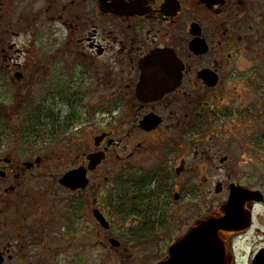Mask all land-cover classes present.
<instances>
[{
    "label": "flooded vegetation",
    "instance_id": "obj_1",
    "mask_svg": "<svg viewBox=\"0 0 264 264\" xmlns=\"http://www.w3.org/2000/svg\"><path fill=\"white\" fill-rule=\"evenodd\" d=\"M7 76L17 89L11 105L0 95V264H163L177 243L179 264H264V201L238 225L221 214L233 185L256 190L228 176L204 191L247 151L262 154L264 0H0ZM106 123L115 131L100 132ZM124 142L147 160L88 200V177L121 162ZM51 143L74 158L58 181ZM112 221L137 229L114 239ZM207 223L199 233L212 229L214 261L189 239ZM161 232L173 239L152 255Z\"/></svg>",
    "mask_w": 264,
    "mask_h": 264
},
{
    "label": "rangeland",
    "instance_id": "obj_2",
    "mask_svg": "<svg viewBox=\"0 0 264 264\" xmlns=\"http://www.w3.org/2000/svg\"><path fill=\"white\" fill-rule=\"evenodd\" d=\"M44 34L45 37L41 38L40 40L46 38L49 32L47 31H43L41 32ZM41 51H45L46 47H43V43H41V45L39 46ZM59 49V48H58ZM16 81V80H15ZM15 81H13V79L11 77H0V95L3 96V102L5 103V105H11L13 104V101L16 102V99L14 100L15 96H16V83ZM29 88H32V84L29 86ZM26 92V91H24ZM58 95H60L59 93H56V101H60L58 100ZM62 95L64 96V94L62 93ZM42 96V94L40 95V97ZM97 99V96H96ZM32 100H30L28 103H31ZM27 101L23 102L21 105L23 108H27ZM60 103V102H59ZM106 102H103V104ZM99 104V103H98ZM64 109H66L64 106H61L60 109L56 110L55 114L58 116L59 113H61L62 117H64L65 112ZM115 125L110 124V123H106L103 124L100 132L103 131H111L114 132L115 131ZM72 136H75V131H72L70 133ZM70 135V136H71ZM47 138V137H46ZM117 138V137H116ZM53 148V159L56 160V163L54 164L53 167V174L54 176L57 174H60L58 178H55L56 181L61 180L63 174L65 173V167H67L70 164V161L73 160L74 158H69L68 155L66 156H62L60 155L64 145H57V144H53L51 143ZM262 154H258L255 155L254 153H251L250 151H247V153L245 154V156L243 157L242 161L240 162V165L238 164V166H236L232 172H222V173H216L215 175H212V182H215L216 184L213 185L212 183V187L210 188H204V191H206L207 193L209 191L214 192L215 187L217 185L218 181H223L224 179H226L229 176V180L232 181L233 183H238L241 186H245L247 188L250 189H255L256 191L262 192L264 194V144H262ZM117 151L119 153L120 156L123 157V160L120 162L118 161L114 166H112V159H109L105 165L103 166V168H101L97 173L91 175L90 177H88L90 183H92L91 189L89 191H87L86 196L88 198V200H94V199H102L103 196L107 193V191L110 189L109 186H107V183L105 182V178L108 177V175H110L111 173H113V176H115V173H120L121 178H124V182L125 185H127L130 181V170L134 167V165L136 166H141L140 163H142V161H140V157H142L143 159L147 160L145 158V153L142 151H135L133 152L131 150V148H129L128 143L124 142L123 146L121 148H117ZM59 156V157H58ZM62 158V159H61ZM61 159V160H59ZM133 163H131V162ZM120 162V163H119ZM147 168H148V164H146ZM96 167H94V171H95ZM61 172V173H60ZM129 172V173H128ZM192 177V175H187V177ZM186 176H184V178H187ZM87 179V180H88ZM202 173L196 172L194 177H193V185H195L194 187L197 189L199 187H204L203 185H201L202 183ZM88 181V183H89ZM49 184H45L44 186H42L41 188L45 187L43 191L47 192L49 190ZM56 188H58L55 185ZM96 188H102V194L98 197L94 196V190ZM216 191V190H215ZM171 192L172 195L171 198H174L175 193L177 192V190L171 188ZM198 192V191H197ZM48 194H50L51 192H47ZM229 192H224V194H222V196H218L216 195V198L221 200L224 199L228 196ZM215 195V193H214ZM197 199H200L198 196V193L195 194ZM213 196V195H212ZM212 196H208V197H212ZM215 197V196H214ZM90 201V202H91ZM258 214H264V211L261 208H258L256 211ZM112 226L114 229V232L112 234L117 235L118 238H114V239H119V236H121V233L124 231H133L136 230V225L135 223H123V222H114L112 221ZM163 235H160L156 238H154L155 240H153L152 244H151V254H155V253H159L158 251L160 249H164L167 245L168 242H170L173 238H171V234H166L164 232H161ZM175 235V233H174ZM107 245H109L107 243ZM106 256H104V260H105Z\"/></svg>",
    "mask_w": 264,
    "mask_h": 264
},
{
    "label": "water",
    "instance_id": "obj_3",
    "mask_svg": "<svg viewBox=\"0 0 264 264\" xmlns=\"http://www.w3.org/2000/svg\"><path fill=\"white\" fill-rule=\"evenodd\" d=\"M101 160H99L97 158V160L91 165V170H94V167H97L99 165ZM70 175H67L63 180V185L66 184H70L71 183V179ZM82 184H80L79 188H86L87 187V180L85 178V175L83 174L82 176ZM64 185V186H66ZM68 187V186H66ZM264 201L263 195L260 192H253L244 188H240L237 187L235 185H233L230 189V196H229V200L227 205L223 208L221 214H224L225 216H227L226 222L228 224H230L231 226H233L234 224L236 225L237 223H239V221L242 219L241 217L246 216L247 213L245 211V207L251 203V202H257V203H262ZM220 214V215H221ZM250 214V213H249ZM243 220V219H242ZM101 222L103 223L105 228H109V225L107 223H105V221L103 220V218L101 217ZM210 223H212V220H209ZM207 224H202L200 225L199 229H196V231L192 232L189 235V239H194L195 241V249H196V245H197V249L200 250L201 252H205L204 254H194V255H202L203 258L209 260V261H214V255L215 254V245L212 244V240L213 239V233H212V229L207 230L206 233H203L202 231L199 230L205 226L208 225ZM238 225V224H237ZM199 233V236H198ZM210 239V240H206ZM198 239H199V243H198ZM182 245V244H181ZM179 246L180 244L177 243L175 244L172 248H171V255L172 257H174V259L168 263H163V264H179L177 256L179 255ZM206 248V249H203ZM183 253H188L187 250L183 251ZM216 260V257H215ZM194 262H196L194 260ZM211 262H206L203 261L201 264H210Z\"/></svg>",
    "mask_w": 264,
    "mask_h": 264
}]
</instances>
